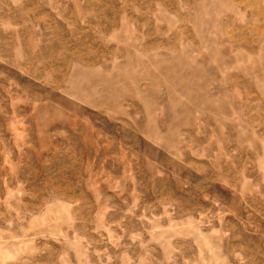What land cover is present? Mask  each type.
I'll list each match as a JSON object with an SVG mask.
<instances>
[{"label": "rangeland", "instance_id": "rangeland-1", "mask_svg": "<svg viewBox=\"0 0 264 264\" xmlns=\"http://www.w3.org/2000/svg\"><path fill=\"white\" fill-rule=\"evenodd\" d=\"M0 264H264V0H0Z\"/></svg>", "mask_w": 264, "mask_h": 264}]
</instances>
